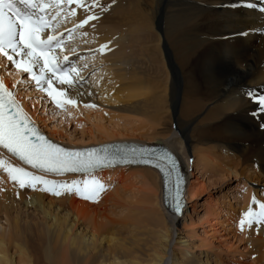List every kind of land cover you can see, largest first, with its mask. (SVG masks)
<instances>
[{
  "label": "bare ground",
  "instance_id": "6f19581e",
  "mask_svg": "<svg viewBox=\"0 0 264 264\" xmlns=\"http://www.w3.org/2000/svg\"><path fill=\"white\" fill-rule=\"evenodd\" d=\"M94 1L81 0L84 6L77 4L74 14L70 13L72 22H80L89 15L100 14V17L77 31L75 44L80 47L81 57H85L80 61L84 70L75 78L81 85L67 88L64 98L75 99L79 105L83 100L91 101L102 94L111 97L113 102L127 104L139 95L144 96L145 92H129L133 87L125 82L134 70L122 65L132 62L133 56L154 62V65L167 61L164 73L171 77L170 92L160 90L150 98L152 110L147 112L154 123L150 127L154 132L150 135H131L126 129L109 127L111 122L108 127L101 124L102 131L98 130L92 140L71 138L72 145L79 146L81 142L91 146L114 141H142V144L155 145L161 140L180 156L170 140L180 133L173 140L178 139L182 145L185 142L196 159L194 168L229 178L244 176L263 183L264 128L261 124H264V112L248 95L249 92L257 98L264 95V13L258 8L263 0H98L93 6ZM151 30L156 33V42L162 44L163 57L159 47L151 48V44L145 45L141 40L149 39L148 36L139 37L141 32ZM104 44L111 52L108 57L103 56L106 50H99ZM93 64L94 68L104 65L102 77L109 73L105 81L93 75V83L97 82L102 91L84 81ZM6 65L0 60V72L7 87L51 137L63 142V133L48 127L36 112V106L28 101L30 91L23 92L28 95L26 98L20 93L17 82L24 79L22 74ZM35 72L39 74V66ZM26 83L29 86L31 82ZM135 83L138 85L139 79ZM53 87L64 89L55 83ZM163 87L165 90L164 84ZM42 92L48 96L47 92ZM168 92L170 104L167 103ZM145 99L143 106L146 107L150 102ZM254 112L257 114L253 115ZM94 114V120L104 121L100 114ZM230 154L233 160L236 157L235 161L228 157ZM0 160L5 165L32 170L2 149ZM126 173L142 179V188L134 193V199L126 204L119 202L122 194L116 188V195L108 191L96 203H91L83 195L81 199L74 189L72 192L61 190L59 196L44 191L43 186L21 189L0 166V213L5 214L6 222V225L0 224V264H224L213 254L215 251L235 252L231 254L233 260L251 258L249 264H264V220L259 224L253 221L249 226L245 216L249 209L259 212L264 200L256 201L254 207L251 204L242 206L240 212L233 205L229 210H220V206L214 204L206 206L203 210L209 222L210 216L225 213V219L217 223L226 231L227 238L222 235L220 239L196 245L194 235L179 237L178 227L182 218L188 217L186 211L194 199L204 191L200 179L196 183L187 176L184 192V197L187 193V206L180 216L164 206L162 179L149 166L122 163L86 175L49 174L47 178L68 184L94 180L104 185L108 179L115 182ZM19 204L31 208L40 217L24 218L16 210ZM107 210L113 216L105 215ZM238 218L245 220L242 230L233 227ZM244 240L247 244L244 249L249 250L236 253V241L241 244ZM199 248L205 250L200 252Z\"/></svg>",
  "mask_w": 264,
  "mask_h": 264
},
{
  "label": "snow or ice",
  "instance_id": "6c2138e0",
  "mask_svg": "<svg viewBox=\"0 0 264 264\" xmlns=\"http://www.w3.org/2000/svg\"><path fill=\"white\" fill-rule=\"evenodd\" d=\"M63 2L64 0H56L57 5ZM67 2L70 5L81 4V0H67ZM18 3L24 5V8L17 6V0H0V55L6 57L17 69L28 74L38 87L47 92L57 107H63L65 104L76 105L75 99L65 100L63 98L66 96V89L75 83L72 73H76L77 69L75 66L71 68L62 66L61 58L55 51L56 48L61 47L59 37L49 31L45 38L43 34L49 29V21L43 14L36 15V12L43 13L50 5L43 3L42 0L39 3L34 0H18ZM81 6L84 5L81 4ZM33 9L35 12L32 11ZM74 12L75 9H72L73 14ZM94 19H96L94 15H89L80 23L84 25ZM240 34L246 35L247 33ZM106 48L107 45H101L99 50L103 52ZM63 61H68V57L64 56ZM37 66H39V74L34 71ZM54 83L64 86V89L58 90L53 87ZM248 95L253 102L258 103L260 111L264 112V95L258 98L252 92ZM256 114L253 113V115ZM261 127L264 128V124H261ZM0 149L6 150L32 169L11 164L5 165L4 161L0 160V166L4 167L10 180L14 181L19 188L36 189L38 186H43L44 191L57 196L61 195V190L72 192L74 189L77 195H83L86 199L96 197L102 185L94 180H85L82 183L73 181L68 184L50 180L47 176L65 172L87 173L92 169L117 161L127 163L139 160L148 164L154 159L172 160L170 156H155L153 153L135 148L121 149L123 154L119 155L111 153L108 147L103 149L93 147L82 151L60 147L39 132L14 98L13 93L5 88L2 81H0ZM157 167L160 165L157 164ZM172 169H175L174 161ZM170 174L165 171L166 178ZM176 183L173 208L177 215H182L179 178ZM245 216L249 226L253 221L259 224L264 220V204L260 205L259 212L249 209ZM240 223L243 225L245 220L242 219Z\"/></svg>",
  "mask_w": 264,
  "mask_h": 264
},
{
  "label": "rangeland",
  "instance_id": "374dc122",
  "mask_svg": "<svg viewBox=\"0 0 264 264\" xmlns=\"http://www.w3.org/2000/svg\"><path fill=\"white\" fill-rule=\"evenodd\" d=\"M97 1L98 0H95L93 2V6H96ZM99 17H100V14L98 16H96V19H98ZM145 35L148 36L147 38H149V39H146L147 41L145 40V38H142V39L140 38V39L142 41L146 42L145 45L151 44V45H149L151 48L159 47L160 56L163 57V49L161 47L162 44L156 42V38H157L156 33L153 30L146 31V32L143 31L140 33L139 37H141V36L143 37ZM104 45H107V44H104ZM135 45H138V44L135 42ZM105 50L108 53L105 52L103 56L108 57V55L111 52L108 50V48H106ZM154 50L157 51V53H158V50H156V49H154ZM150 53L154 54L153 51H150ZM133 57H134V59L132 60V62L124 63L122 65L123 67H125V66L129 67L130 70H134V71H130V74L133 73L134 75L128 74V79L125 80V82L129 83L128 87H133L129 92L135 93V94L136 93L142 94L143 92H145L146 94L144 96L139 95L138 98L133 99L132 101H130V103H127V104H125V102H123V101L113 102L111 97H107V95L104 96L101 94L102 96L100 95V97H99V95H98L95 98L91 99V101L90 100H88V101L83 100L81 103H79V105H76V106L73 105V106L68 107L67 109L65 108L66 110L64 109L63 111H58V110H56L50 106L48 99L46 98L45 95H43V92L41 90H39V91L35 90L34 84L31 81H30L31 83H29V86H28V84L26 83L28 80H26L24 78L23 81H18L17 85H18V88L20 90V93L25 95L24 98H26L28 95L23 93V92L25 90H26V92L30 91L28 101H31L36 106L35 110L38 113V115H40L42 118H44V123H46L47 126L50 127L51 129H54V130L57 129V131H60L63 133V135H64L63 139L64 140L62 139L63 142L61 141V143L72 145L71 138H74L76 140L83 139L85 141L92 140L94 135L98 132V130L102 131V129H101L102 125L101 124H104L108 127L111 122H112V124H110L109 127H115V128L118 127L119 129H126V130H128V133L131 135H139V134H145V133L150 135L151 133L154 132L153 129H150V127H152V125L154 123L149 119V115H148L147 110L148 111L152 110V108H150V107H151V103H152L151 99L153 98L154 93L160 92V90L164 91L163 93L167 92V90L170 92L169 89H170L171 77L167 76L166 72L164 73V71L167 69V67H164V66H167V64H166L167 61L164 60L165 64H163V62L160 63V61L157 60L158 62L154 65V62H151V63L147 62L146 60L140 59L141 57H137V56H133ZM138 60H139V62H142V64L139 63ZM93 66H94V64L92 65V67L90 69L91 71H89V74L86 75V79L84 81H85V83H87V81L89 83H92L93 86H95L94 88L98 89V91H100V90L102 91L103 90V89H101L102 87H100L97 82L93 83V80H92L93 75L97 74V75H99V79L102 78L103 81H105L104 79H105V77L109 76V73H108V76L104 75V77H102L103 72H101V71L104 70V65L100 66L98 64L95 68ZM136 67H137V70H135ZM93 68H94V70H92ZM161 72H163V73L160 74ZM138 79H139V84L137 85L135 83V81ZM77 83L79 84V80ZM109 84L111 85L112 82H110ZM163 84L165 85V90H164ZM79 85H81V84H79ZM162 95H164V94H162ZM167 96H168L167 97V99H168L167 103L170 104L171 103L170 102V93ZM144 97L146 98L145 100H148V102H150V103H147L146 107L143 106V104H144L143 98ZM138 104H140V105L138 106ZM80 106H82V107H80ZM163 108L164 107H162L161 109H163ZM137 109H138V111L136 112ZM90 111L93 113H90ZM143 111H144V113H143ZM161 111H163V110H161ZM94 113L95 114L97 113V115L100 114L101 117L104 118V121L100 122L98 120H94V117H93ZM156 128H159V126H157ZM175 132H178V131H175ZM179 136H180V133H176L173 135L174 138H178ZM173 137H171L170 140H172L174 145H176V147L178 148V151H180V157L182 159V160L181 159L180 160L184 164V168L186 170L188 179L190 177V180L196 181V183H198V179H200L203 183L201 185L202 189L204 190L200 197H197L194 199L193 203L191 204L192 206L190 205V207L188 208V211H186L188 213V217L182 218V220L183 219L184 220H183V222H181L182 224H180L178 227V229L180 230V231H178V233L180 235L179 237H182L184 234H186L188 236L194 235V240L196 241V245H198L200 242L208 243L210 240L215 239V238L220 239L219 237H221L222 235H224V237L227 238L226 231L222 230L223 227L217 223L218 221H222L225 219V213L223 212L222 215L219 214L217 217L210 216L211 222H209L205 216V212L203 209L206 206L213 205V204L219 205L220 210L221 209L229 210V206L233 205V208L238 210V212H240V210H241L240 208H243L242 206H245L248 204L249 205L251 204L250 206L254 207L255 206L254 204L256 203V201L261 202L262 200H264V194H262V193H264V185H262L264 182L263 183L261 182V184H259L258 182H255L252 179H247V177H244V176H238V177L237 176H231L229 178L226 175H221V174H217V173L216 174L207 173V172H205V169L203 170V168L196 169V167L194 168V166H193L196 159L193 156V154L191 153V151H188L187 147L184 144L185 142L182 145L178 141V139L173 140ZM57 141L60 142L58 139H57ZM133 142H137V141H133ZM141 142L142 141H140L138 143H141ZM78 144H80L79 146L83 145V143H81V142H79ZM157 144H163L165 146H168L167 143H165L161 140L157 141V143L155 145H157ZM95 145H97V144H95ZM72 146H74V145H72ZM86 146H89V145H86ZM169 148H171V147H169ZM171 149L175 151V149H173V148H171ZM175 152H177V150ZM228 157H230L233 160L231 154ZM235 158L233 161H235ZM256 168L257 167H255V169ZM253 171H254V169H253ZM190 172L194 173V175H191ZM132 176H133V174L126 173L123 176V178L120 179V180H122V182H120V183L118 182L120 180L114 182V181H111L110 179H108L107 182L104 183V185L107 184V186H108V187L106 186L107 188L103 185V183H100L99 185H102V189L99 191V193L96 197L89 199V200L91 201V203H96L101 198V196L103 194L105 195V193H108V191H109V193L112 192L114 195H116L117 193H115L114 191L116 188H118L121 190L120 194H122L119 196V198H121V199L119 200V198H118V200H119V202H121V203L123 202L126 204L128 201H130L129 199H134V197H133V195H135L134 193H136L137 191H140L142 188V183H141L142 179L140 177L136 178V177H132ZM99 182H101V181H99ZM134 187L137 189H132ZM123 190H125V191L123 192ZM79 196L82 199V195H79ZM124 199L126 202L124 201ZM255 199H257V200H255ZM109 203H111V202L109 201ZM108 208L110 209V207H108ZM16 210L18 211V213L20 212L24 218H27L28 216H29V218H32V216L40 217L31 208H25L22 206V204H19L16 207ZM104 213H105V215L107 214V215L113 216V214H110L109 210H107V213H106V211ZM13 214H16V212ZM4 215L5 214L0 213V224L4 223L6 225ZM180 216H182V215H180ZM192 220H194V222ZM237 220L234 221V223L235 222L236 223L233 225V227L234 228L240 227V230H242L243 227L246 225H244L245 223L243 225H241V223H239L240 218H238ZM190 222H193L194 224L189 225ZM183 223L184 224L186 223V224L183 226ZM228 235L231 236L230 234H228ZM229 241L233 242V239H229ZM172 244L170 246V251L172 250L171 248L173 247ZM235 244L238 245V247H237L238 251H236V253H238L240 251H246L247 252V250H249V249H247V250L244 249V247L247 245L245 243V240L241 244H239V242L236 241ZM175 248H176V246H174V249ZM200 250L204 251L205 248H199V251ZM170 254H172V251L170 252ZM213 254L216 255L217 258L220 257L222 259L221 262H223L224 264H239L240 262H242V264H243L244 261H246L249 264V262H251V258H249L247 260H242V258L240 257V260H237V258H239V257H237L236 259L233 260L234 257H231V254H235V252H233V253L228 252V254H226V251H219V252L215 251V252H213ZM236 261H238V262H236ZM244 264H246V263H244Z\"/></svg>",
  "mask_w": 264,
  "mask_h": 264
}]
</instances>
